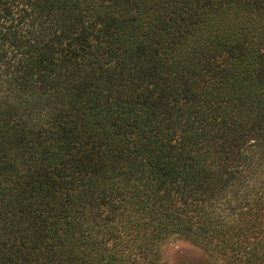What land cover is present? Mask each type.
<instances>
[{
    "label": "trees",
    "instance_id": "trees-1",
    "mask_svg": "<svg viewBox=\"0 0 264 264\" xmlns=\"http://www.w3.org/2000/svg\"><path fill=\"white\" fill-rule=\"evenodd\" d=\"M174 236L264 264V0H0V264Z\"/></svg>",
    "mask_w": 264,
    "mask_h": 264
},
{
    "label": "rangeland",
    "instance_id": "rangeland-1",
    "mask_svg": "<svg viewBox=\"0 0 264 264\" xmlns=\"http://www.w3.org/2000/svg\"><path fill=\"white\" fill-rule=\"evenodd\" d=\"M162 264H240V260H229L223 258L221 253H212L203 250L189 241L174 236L167 240L162 248Z\"/></svg>",
    "mask_w": 264,
    "mask_h": 264
}]
</instances>
